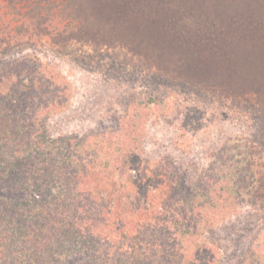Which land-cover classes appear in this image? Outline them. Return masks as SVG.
Returning a JSON list of instances; mask_svg holds the SVG:
<instances>
[{
    "label": "trees",
    "instance_id": "1",
    "mask_svg": "<svg viewBox=\"0 0 264 264\" xmlns=\"http://www.w3.org/2000/svg\"><path fill=\"white\" fill-rule=\"evenodd\" d=\"M68 3L0 1L11 18L0 21V54L43 40L57 47L113 41L107 27L92 26L81 6ZM122 15V25L150 34L166 50L181 49L180 64L197 63L183 65L193 87L233 96L245 90L237 87L240 70L264 78V2L146 0ZM110 20L104 26L114 25ZM0 64V184L19 198L0 194V264H219L206 234L243 198L264 210L263 154L251 150L238 161L228 154L184 185L169 158H142L141 133L119 126L115 143L103 132L51 136L49 113L64 107L67 81L52 77L38 86L33 80L23 91L22 70L12 61ZM262 249L240 264H263Z\"/></svg>",
    "mask_w": 264,
    "mask_h": 264
},
{
    "label": "rangeland",
    "instance_id": "2",
    "mask_svg": "<svg viewBox=\"0 0 264 264\" xmlns=\"http://www.w3.org/2000/svg\"><path fill=\"white\" fill-rule=\"evenodd\" d=\"M145 1L69 0L68 5L82 7L93 20L92 26L107 27V36L113 40L109 45L86 47L70 43L57 47L43 40L1 53L0 63L12 61L17 71L22 70L27 85L21 88L23 91L32 87L33 82L42 86L41 81H51L52 77L67 81L64 107L55 105L49 113L51 136L103 132L106 140L115 143L119 141L115 135L119 126L123 133L126 129L134 135L141 133L142 158H169L177 167V179L184 185L189 186L228 154L237 161L249 156L251 150L258 158L263 156L264 108L258 103L259 97L264 98L263 73L254 71L250 75L247 70H240L237 87L243 85L245 90L233 96L211 87H193L191 74L185 71L196 67V62L189 64L185 60L180 64L176 53L181 49L166 50L150 41V34L122 25L125 17H120V13ZM8 12L7 8L0 10V21L4 15L6 21L11 19ZM110 18L114 25L104 26ZM183 65L189 68L183 69ZM254 79L260 85L259 96L253 93ZM134 150L129 148L138 154ZM187 191L184 188L180 194ZM0 194L19 199L6 182L0 184ZM242 200L235 212L206 234L207 240L218 248L219 264H240L258 245H262L260 256L264 262V210L252 206L249 199ZM69 264L76 262L71 260Z\"/></svg>",
    "mask_w": 264,
    "mask_h": 264
}]
</instances>
